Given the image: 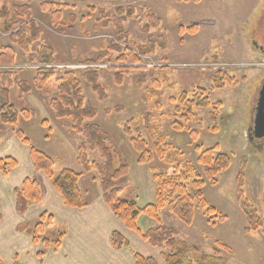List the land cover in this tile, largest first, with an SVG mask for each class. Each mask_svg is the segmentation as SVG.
Listing matches in <instances>:
<instances>
[{
    "label": "rangeland",
    "instance_id": "obj_1",
    "mask_svg": "<svg viewBox=\"0 0 264 264\" xmlns=\"http://www.w3.org/2000/svg\"><path fill=\"white\" fill-rule=\"evenodd\" d=\"M48 1L61 9L60 21H54L49 9L43 10L42 4ZM0 4L28 7V18L10 14L9 22L34 20L41 28L40 43L52 49L54 59L47 65L28 64L26 54L11 44L18 63L0 68L19 69L18 75L31 86L37 68L53 69L54 76L42 89L32 86L27 94L20 95L16 88L11 89L8 100L17 110H32L34 116L20 117L13 128L0 125V143L6 131L18 140L14 130H23L32 147L53 156L55 171L69 168L83 172L79 185L87 207L95 198H102L97 173L84 172L76 162L82 137L71 130L68 120L57 119L48 105L50 99L57 97L56 76L71 70L78 78L84 106L95 110L92 122L107 132L110 147L129 166L126 175L118 180L120 198L131 199L139 207L153 204L157 184L154 174H164L178 166L189 172L185 183L196 176L202 180V198L224 218L205 216L199 199L195 198L191 223L181 222L166 207L158 210L161 223L174 228L178 238L206 253H211L217 240L230 246L233 250V254L228 255L230 264H264V137H249L256 100L264 81V0H0ZM120 7L124 8L122 13L117 12ZM151 13L158 18L159 26H151L153 22L146 25ZM101 20L107 25L101 26ZM57 21L60 24H54ZM193 25H196L195 32L188 30ZM1 27L2 20L0 46L9 45V33L3 32ZM144 45L149 50L139 54L138 48ZM126 48L139 56L138 63H117ZM120 66L132 68L123 71L125 69L117 68ZM87 70L96 71L97 84L106 94L103 98L87 82ZM217 72L222 77L226 72L235 83L216 88L212 77L219 74ZM200 87L207 90L210 104L193 107L196 117L185 122L183 102L178 98L185 92L187 98L192 99L193 91ZM216 103L219 104L218 118L213 122L209 116L215 112ZM130 119L135 122L130 126V134H126L124 127ZM43 120H46L45 125L41 124ZM179 125L181 129L177 128ZM47 137L50 140L45 142ZM132 137L146 142L150 159L146 156L140 163L141 154L132 145ZM159 137L163 141L155 148ZM214 147L228 155L230 164L215 176V183H211L199 156ZM87 153L90 160L103 162L98 150ZM118 163L115 158L114 166ZM32 166L34 179L49 180L43 171L35 170L33 162ZM240 172L243 175L241 193L262 223L257 230H250L239 203L236 179ZM44 182H40L42 187ZM36 221L37 218L31 219L28 225ZM157 224L144 213L136 219L137 228L142 232ZM65 228V222L55 214L44 237L54 239ZM129 243L131 249L155 257L158 264H165L160 256L165 249L152 247L139 236ZM120 249L130 252L128 248ZM5 260L0 255L1 264H5Z\"/></svg>",
    "mask_w": 264,
    "mask_h": 264
},
{
    "label": "trees",
    "instance_id": "obj_2",
    "mask_svg": "<svg viewBox=\"0 0 264 264\" xmlns=\"http://www.w3.org/2000/svg\"><path fill=\"white\" fill-rule=\"evenodd\" d=\"M56 4L52 2H44L42 4L43 10L49 9L52 13L54 21L62 18L61 9L56 8ZM61 4H57V6ZM55 6V7H54ZM124 11L120 7L117 12ZM131 11V9H129ZM132 12V11H131ZM129 12V13H131ZM133 13V12H132ZM10 14L17 17L23 16L28 18V7L25 4L13 5L11 7L6 4H0V20H2L1 30L9 33V45L0 46V66H13L18 63V56L14 50L15 45L19 50L26 54V61L28 64H51L54 62L52 57V49L40 43L41 28L34 20L27 22H9ZM127 14L125 16L127 17ZM22 17V18H23ZM63 20V19H62ZM54 24H60V22ZM102 21V20H101ZM103 22V21H102ZM153 22L151 26H159L158 18L151 13L149 21ZM19 26L14 32H11L17 25ZM63 23V22H62ZM105 26L106 22L102 23ZM107 25V24H106ZM148 27L146 28V31ZM189 31L195 32L196 25L188 28ZM164 41V40H163ZM152 46V45H151ZM149 50L146 45L138 48V53L142 54ZM51 51V52H50ZM139 56L133 53L129 48H126L120 53L117 58V63H138ZM128 71L132 67L120 66ZM20 70L17 68H0V125H7L10 127L16 126L20 117L30 119L34 116L32 110L21 109L17 110L14 105L8 100V94L12 88H16L20 95L27 94L35 89H42L45 84L54 76V70L48 67H40L35 70V75L31 79L32 86L27 79L18 75ZM86 73V72H85ZM96 71L87 70L85 74L86 80L91 84L93 90L103 98L106 94L102 86L97 84ZM219 73V72H217ZM216 88L224 87L225 83H235L233 77L226 74L223 77L219 74H214ZM118 80V77L116 78ZM117 82V81H116ZM57 97L50 99L48 105L51 108L57 119H66L71 124V130L82 137L83 141L77 148L76 162L82 166L84 172L95 171L98 175V186L102 194V199L110 207V210L129 230L136 232L143 242H146L152 247H159L165 249L160 256L165 264H230L228 255L233 254L230 246L220 242L214 241L211 253H206L197 248L193 243L178 238L177 231L165 224L161 223L159 219L158 210L166 207L169 213L177 217L181 222L189 224L193 217V202L195 198L199 199L201 208L204 210V215L207 217L216 215L218 218H224L217 212L216 208L210 205L206 199L202 198L201 186L202 180L196 176L189 183L188 171H182L177 166L164 174H154L157 179L156 184V200L153 204H147L144 207H139L133 200L120 198L121 187L118 186V180L125 176L128 172L129 166L127 162L116 154V150L110 147V139L106 131L100 125L92 122L95 118V110L92 107L84 106V98L80 91V85L77 76L71 70H64L55 79ZM183 102L185 114L183 120L188 122L195 118L196 115L192 112L193 107H208L210 102L207 97V90L205 88H198L193 91V96L187 98V94L182 92L178 98ZM218 105L215 104V112L210 114L213 122H217ZM120 109V108H119ZM190 117V118H189ZM124 127L126 134H130V126L134 124V120H128ZM46 120L41 122L45 125ZM181 129L179 125L177 127ZM216 129V126L213 130ZM14 134L18 140L29 148V154L34 164L35 170L43 171L52 186L60 195L63 204L71 209H83L87 207L88 202L85 195L80 188V180L83 172H75L69 168H61L55 171V162L51 156L44 151L36 149L30 145V140L27 138L23 130L15 129ZM132 145L140 152V163L144 162L145 157L150 159V154L146 149V142L140 137L130 138ZM162 138H158L155 148L160 145ZM96 149L103 158L102 163H97L88 158V151ZM115 158H117L118 165L114 166ZM199 162L206 166V172L211 183H215V176L222 170L227 169L230 164V159L227 154L219 152L217 147L203 151L199 156ZM17 166V161L11 156L0 157V172L6 175L10 170ZM194 190H191V187ZM243 185V175L240 172L236 179V187L238 190V198L241 209L246 215L250 230H257L262 226L261 221L256 216L255 209L246 201L241 193ZM16 203L15 208L19 214L25 213L31 203H39L42 199V193L39 182L31 177H26L21 185L14 190ZM264 204V199H263ZM140 213H144L150 218L158 222L157 226L147 229L142 232L137 228L136 219ZM53 215L48 212H41L37 221L32 225L22 224L19 230L25 232L32 238V243L39 245L37 257L42 258L47 249L50 247L56 252L58 251L61 242L65 236V231H59L54 239L44 237L46 227L52 224ZM1 220V214H0ZM246 231H249L245 228ZM264 234V228L262 229ZM109 243L114 249L128 248L132 254L134 264H158L156 258L150 255H144L138 251L131 249V245L118 231H112L109 235ZM225 254V255H223ZM1 264V262H0Z\"/></svg>",
    "mask_w": 264,
    "mask_h": 264
},
{
    "label": "crops",
    "instance_id": "obj_3",
    "mask_svg": "<svg viewBox=\"0 0 264 264\" xmlns=\"http://www.w3.org/2000/svg\"><path fill=\"white\" fill-rule=\"evenodd\" d=\"M49 140L47 137L45 142ZM5 156L17 161V166L6 175L0 172V255L6 259L5 264H134L130 252L112 248L109 235L113 230L118 231L128 242L138 240V236L112 215L100 197L85 209H71L63 204L51 182L40 178L37 179L39 184L45 181L44 187L40 185L41 201L31 203L25 213L19 214L15 208L14 190L26 177L34 178L36 174L29 148L14 136H9L7 131L0 143V157ZM43 211L53 216L57 214L66 228L58 251L50 247L42 258H38L40 246L33 244L31 236L18 230V226L28 224Z\"/></svg>",
    "mask_w": 264,
    "mask_h": 264
},
{
    "label": "water",
    "instance_id": "obj_4",
    "mask_svg": "<svg viewBox=\"0 0 264 264\" xmlns=\"http://www.w3.org/2000/svg\"><path fill=\"white\" fill-rule=\"evenodd\" d=\"M252 131H249V137H264V81L260 87L255 105Z\"/></svg>",
    "mask_w": 264,
    "mask_h": 264
},
{
    "label": "flooded vegetation",
    "instance_id": "obj_5",
    "mask_svg": "<svg viewBox=\"0 0 264 264\" xmlns=\"http://www.w3.org/2000/svg\"><path fill=\"white\" fill-rule=\"evenodd\" d=\"M254 139H256V138H254ZM254 139H250V141H253Z\"/></svg>",
    "mask_w": 264,
    "mask_h": 264
}]
</instances>
